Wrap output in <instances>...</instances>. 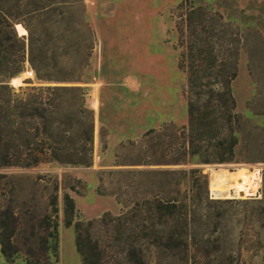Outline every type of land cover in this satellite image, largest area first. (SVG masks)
<instances>
[{"label":"rangeland","instance_id":"obj_1","mask_svg":"<svg viewBox=\"0 0 264 264\" xmlns=\"http://www.w3.org/2000/svg\"><path fill=\"white\" fill-rule=\"evenodd\" d=\"M20 5L42 40L49 30L37 24L42 20L54 28L64 72L79 75L88 51L83 19L95 31L97 42L75 83L95 111L94 153L89 166L51 161L0 167L7 174L0 181V210L11 206L19 217L14 240L22 251L9 258L0 242V264H29L25 242L41 244L48 216L59 221V255L52 264H82L77 222L96 247L91 264H135L140 257L146 264H264V0H0L8 10ZM45 5L49 15H27ZM199 6L224 17L203 15L199 32L215 36L214 53L231 60L238 53L232 83L238 143L226 163H218L216 146L228 129L220 135L219 127L203 143L202 156H185L187 74L179 59L192 36L185 14ZM28 79L33 83H25ZM10 83L21 92L45 82L27 62ZM150 129L156 131L147 136ZM177 159L184 161L167 164ZM191 169L209 175L208 188L193 185ZM257 171L261 178L253 195L229 185L233 180L225 182ZM67 193L76 205L72 225H66ZM173 198L179 211L164 215L158 201ZM170 238L182 242L168 245Z\"/></svg>","mask_w":264,"mask_h":264},{"label":"trees","instance_id":"obj_2","mask_svg":"<svg viewBox=\"0 0 264 264\" xmlns=\"http://www.w3.org/2000/svg\"><path fill=\"white\" fill-rule=\"evenodd\" d=\"M21 9V5L17 6L18 11L0 6V167H32L51 161L89 166L93 162L94 153L95 111L86 105L83 87L75 83L80 81L79 77L88 65L97 42L96 33L89 22L83 19L81 25L89 33V48L82 59L79 75H73L64 72L53 37L54 28L41 20L37 25H43L50 34L48 39L42 40L34 30L36 26L26 23ZM51 11L50 5H45L30 10L27 15L40 19ZM208 12L224 20L219 11L203 6L193 8L185 14L187 27L192 32L191 40L186 42V48L179 59V67L187 74L185 93L189 124L184 128L190 133L185 156H202L203 143L211 136L213 129L219 127L220 135L224 129H228L227 134L219 138L216 146L218 163H226L234 159V148L238 143L235 129L239 114L236 112V100L232 90V83L237 77L238 53L233 60L214 53L215 36H204L199 32L204 27L203 15ZM61 14L64 15V12ZM18 24L28 31V36L19 34ZM198 48V53L192 52ZM27 62L35 71L38 80L45 83L17 92L10 82L24 71ZM64 82L72 85L63 84ZM25 83L33 81L28 79ZM20 89L23 90V86ZM155 131L150 129L146 135ZM182 161L184 159L171 160L167 164H181ZM204 162L211 161L204 159ZM191 171L193 185L202 182L208 188L209 175L202 173L200 169ZM2 178H7V174L0 173V181ZM11 189L13 194L14 187ZM64 201L66 225H72L75 201L69 193L65 194ZM158 202V210L164 215H174L179 211L180 204L174 198L167 202ZM52 205L56 215L58 207L55 199L52 200ZM47 219V234L41 238V244L25 242L24 254L29 264H52V257L58 259L59 221L51 216ZM18 222L19 217L13 207L7 206L0 210L1 249L9 258L22 252L14 240L19 230ZM82 225V222L75 223L76 246L82 256V264H91L96 247L88 234H84ZM33 234H36L35 230ZM179 239L170 238L167 243L179 245L182 242ZM43 255L45 259H42ZM135 264L146 262L140 257L135 260Z\"/></svg>","mask_w":264,"mask_h":264},{"label":"bare ground","instance_id":"obj_3","mask_svg":"<svg viewBox=\"0 0 264 264\" xmlns=\"http://www.w3.org/2000/svg\"><path fill=\"white\" fill-rule=\"evenodd\" d=\"M17 26L21 32L24 33L27 32L26 29L21 24H18ZM226 175L227 173H225V176ZM260 178H261V173L259 171H257V173L252 172L248 174L238 173V175H235L233 178H230L225 182L227 181L231 182L233 180L234 183L233 184L229 183V185H234V186L236 185L238 186L239 191L241 189L242 191H245L247 194L253 195L258 190Z\"/></svg>","mask_w":264,"mask_h":264},{"label":"crops","instance_id":"obj_4","mask_svg":"<svg viewBox=\"0 0 264 264\" xmlns=\"http://www.w3.org/2000/svg\"><path fill=\"white\" fill-rule=\"evenodd\" d=\"M239 171H246V170H244V169H240ZM239 171H238V172H239Z\"/></svg>","mask_w":264,"mask_h":264}]
</instances>
